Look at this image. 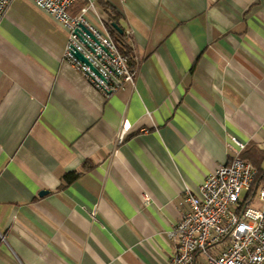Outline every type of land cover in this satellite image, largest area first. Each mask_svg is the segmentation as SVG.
I'll return each instance as SVG.
<instances>
[{"label": "crops", "instance_id": "1", "mask_svg": "<svg viewBox=\"0 0 264 264\" xmlns=\"http://www.w3.org/2000/svg\"><path fill=\"white\" fill-rule=\"evenodd\" d=\"M88 3L98 28L104 5L119 14L137 69L107 98L31 1L12 0L0 24V264H169L183 193L230 162V138L264 172V0H78L71 12Z\"/></svg>", "mask_w": 264, "mask_h": 264}, {"label": "built area", "instance_id": "2", "mask_svg": "<svg viewBox=\"0 0 264 264\" xmlns=\"http://www.w3.org/2000/svg\"><path fill=\"white\" fill-rule=\"evenodd\" d=\"M29 1L66 30L63 59L106 98L134 85L137 69L119 52L107 25L98 28L88 20L87 15L95 13L93 4L73 14L78 0ZM11 2L0 0V24ZM76 53L88 65L78 60ZM127 129H121L117 144ZM227 147L230 162L204 178L199 194L188 189L183 193L180 203L185 210L167 234L173 246L169 264H264V178L255 188L259 207L250 203L242 207V194L250 190L257 170L240 157L243 143L232 137Z\"/></svg>", "mask_w": 264, "mask_h": 264}, {"label": "trees", "instance_id": "3", "mask_svg": "<svg viewBox=\"0 0 264 264\" xmlns=\"http://www.w3.org/2000/svg\"><path fill=\"white\" fill-rule=\"evenodd\" d=\"M103 8L108 13V16H109V21L107 24L108 32H109L112 40L114 41L116 47L118 48L119 52L124 57H126V59L128 60V63L131 65L132 61H133V56H132V53H131L129 46L126 43L127 35H126V31L124 30V28L120 24L119 14L114 9H112L111 6H109L107 4L104 5ZM113 24L116 25L119 28V30H121L122 32L120 33L119 31L113 30L111 27ZM240 157H241V154H240ZM256 170H257V176H256L254 183L252 184L250 190L246 192L245 196L242 197V201H241L242 207L245 204L250 203L251 198H252V194H253L256 186L260 183L262 178H264L263 170H261V169H256ZM80 175H81V171H73V172L66 173L63 176V181L66 184H70V183L74 182L75 180H77Z\"/></svg>", "mask_w": 264, "mask_h": 264}, {"label": "water", "instance_id": "4", "mask_svg": "<svg viewBox=\"0 0 264 264\" xmlns=\"http://www.w3.org/2000/svg\"><path fill=\"white\" fill-rule=\"evenodd\" d=\"M112 26L114 27L115 30L119 31L120 33L122 32L121 30H119V28H118L116 25L113 24ZM75 57H76L78 60H80L81 62H83V63H85V64L88 65L86 59H85L82 55H80L79 53H76V54H75ZM91 69H92V68H91ZM92 70H93V69H92ZM43 194H44V192H42L40 195H43Z\"/></svg>", "mask_w": 264, "mask_h": 264}]
</instances>
